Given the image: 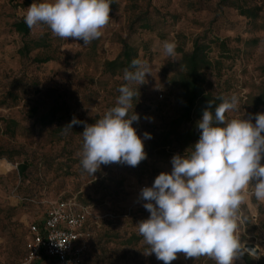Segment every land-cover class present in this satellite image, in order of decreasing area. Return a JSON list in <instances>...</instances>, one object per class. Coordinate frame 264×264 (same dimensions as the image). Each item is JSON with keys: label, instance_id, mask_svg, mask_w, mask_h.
Returning <instances> with one entry per match:
<instances>
[{"label": "rangeland", "instance_id": "rangeland-1", "mask_svg": "<svg viewBox=\"0 0 264 264\" xmlns=\"http://www.w3.org/2000/svg\"><path fill=\"white\" fill-rule=\"evenodd\" d=\"M42 0H0V264L23 255L27 225L39 223L47 206L76 198L92 208L94 221L85 232L84 264H163L139 234L138 223L150 213L140 199L161 172L172 171V157L154 160L150 135L176 118L184 102L178 75L183 74L179 51L189 52L195 39L209 46L212 67L203 88L213 96L238 98L226 119L264 113V0H248L259 7L246 19L225 0H112L110 20L103 35L90 44L55 36L46 24L30 28L26 38L12 25L23 21L27 8ZM174 41L176 56L168 57L164 41ZM126 41L147 61L151 74L144 84H133L139 120L133 122L144 141L146 159L136 167L126 163L101 165L93 175L80 163L84 124H93L112 107L127 83L124 71L106 72ZM27 44L28 53L19 50ZM40 60H49L39 63ZM56 98L65 121L40 126ZM80 124L65 130L73 118ZM255 123V119L252 120ZM264 163V159H262ZM26 171L19 175L18 165ZM240 208L237 235L251 246L234 264H264V201L252 186ZM41 264H48L42 261ZM172 264H216L202 256L186 259L179 253Z\"/></svg>", "mask_w": 264, "mask_h": 264}, {"label": "clouds", "instance_id": "clouds-1", "mask_svg": "<svg viewBox=\"0 0 264 264\" xmlns=\"http://www.w3.org/2000/svg\"><path fill=\"white\" fill-rule=\"evenodd\" d=\"M110 5L111 0H42L27 8L24 20L29 28L43 23L55 36L88 45L103 35ZM176 47L174 41L163 42L168 57L176 56ZM149 74L146 60L133 59L124 69L127 83L118 89L116 106L95 123L84 124L80 163L87 173L93 175L111 163L136 167L146 159L144 141L133 127L139 115L132 101L139 88L132 85L144 84ZM220 99L214 111V101H208L191 154L173 156L172 171L161 172L140 192L150 216L138 223L139 234L149 246L146 255L155 254L163 264H172L179 253L186 259L206 256L216 264H234L246 250L236 233L249 187L258 201H264V113L226 119L225 114L237 108L238 98ZM80 123L84 122L74 117L63 128ZM144 139L151 135L145 132Z\"/></svg>", "mask_w": 264, "mask_h": 264}, {"label": "trees", "instance_id": "trees-1", "mask_svg": "<svg viewBox=\"0 0 264 264\" xmlns=\"http://www.w3.org/2000/svg\"><path fill=\"white\" fill-rule=\"evenodd\" d=\"M228 1V0H225ZM238 15L246 19H254L259 12V7L248 6V0H230ZM112 3V0H111ZM111 7V5H110ZM14 32L26 38L30 28L23 21H18L12 25ZM28 53L27 44H23L19 50L21 53ZM179 64L183 74L178 75L179 86L184 94V102L178 116L169 121L162 129H158L151 134L149 141V152L154 160H162L176 153L188 156L194 150L192 146L199 140L201 130L197 127V122L202 118L203 111L208 107V101H214L215 105L221 103V99L206 92L203 88V74L212 67L209 58V46L202 39H195L189 52L179 51ZM133 59H138L137 51L126 41H121V50L117 57L104 63L106 72L114 73L130 68ZM49 60H40L39 63H46ZM60 98H56L55 103L49 107L46 115L38 119L39 125L44 127L56 122L65 121V117L60 114L63 111L62 104H58ZM260 104L264 105V94L259 98ZM19 175H23L26 167L17 166ZM89 227V226H88ZM87 227V228H88ZM250 259L245 258V264H250Z\"/></svg>", "mask_w": 264, "mask_h": 264}, {"label": "built area", "instance_id": "built-area-1", "mask_svg": "<svg viewBox=\"0 0 264 264\" xmlns=\"http://www.w3.org/2000/svg\"><path fill=\"white\" fill-rule=\"evenodd\" d=\"M93 221L92 208L76 198L49 204L41 222L27 225L23 255L12 264H84L85 232ZM57 241L67 243L61 248Z\"/></svg>", "mask_w": 264, "mask_h": 264}, {"label": "water", "instance_id": "water-1", "mask_svg": "<svg viewBox=\"0 0 264 264\" xmlns=\"http://www.w3.org/2000/svg\"><path fill=\"white\" fill-rule=\"evenodd\" d=\"M246 251L251 252V246H245Z\"/></svg>", "mask_w": 264, "mask_h": 264}]
</instances>
